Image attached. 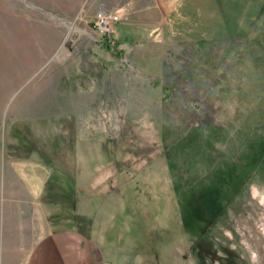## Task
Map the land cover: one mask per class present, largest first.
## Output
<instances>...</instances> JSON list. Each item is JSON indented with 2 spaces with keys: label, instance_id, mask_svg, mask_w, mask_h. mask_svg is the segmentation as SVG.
<instances>
[{
  "label": "rangeland",
  "instance_id": "rangeland-1",
  "mask_svg": "<svg viewBox=\"0 0 264 264\" xmlns=\"http://www.w3.org/2000/svg\"><path fill=\"white\" fill-rule=\"evenodd\" d=\"M168 2L106 48L100 0H0V264H264V0Z\"/></svg>",
  "mask_w": 264,
  "mask_h": 264
},
{
  "label": "crops",
  "instance_id": "crops-1",
  "mask_svg": "<svg viewBox=\"0 0 264 264\" xmlns=\"http://www.w3.org/2000/svg\"><path fill=\"white\" fill-rule=\"evenodd\" d=\"M100 2H103V8L100 10L118 12L119 19L115 23L117 29H119L118 26L133 23L154 24L155 19H160L162 23L167 24L176 23L173 21L175 16L169 15L168 0H149L148 2L146 0H112V2L100 0ZM174 8L178 16L180 8L177 6ZM64 238L59 234L48 233L34 246L27 264H89L88 246H83L81 239L74 233L69 239Z\"/></svg>",
  "mask_w": 264,
  "mask_h": 264
},
{
  "label": "built area",
  "instance_id": "built-area-1",
  "mask_svg": "<svg viewBox=\"0 0 264 264\" xmlns=\"http://www.w3.org/2000/svg\"><path fill=\"white\" fill-rule=\"evenodd\" d=\"M119 15L116 11L98 10L93 14L91 26L98 31L102 38L107 42H113L114 32L112 23L118 20Z\"/></svg>",
  "mask_w": 264,
  "mask_h": 264
},
{
  "label": "trees",
  "instance_id": "trees-1",
  "mask_svg": "<svg viewBox=\"0 0 264 264\" xmlns=\"http://www.w3.org/2000/svg\"><path fill=\"white\" fill-rule=\"evenodd\" d=\"M103 46H105L106 48H109V44H108V42L104 41V42H103ZM163 88H164V92H165V93H164V96H167V93H168V91H169V90H168V87H167L166 85H163V86H162V89H163ZM206 124H207V123H206Z\"/></svg>",
  "mask_w": 264,
  "mask_h": 264
}]
</instances>
